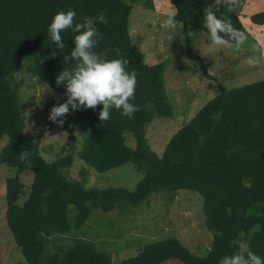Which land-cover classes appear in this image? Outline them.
<instances>
[{"label":"trees","instance_id":"obj_1","mask_svg":"<svg viewBox=\"0 0 264 264\" xmlns=\"http://www.w3.org/2000/svg\"><path fill=\"white\" fill-rule=\"evenodd\" d=\"M169 2L176 22L186 29L189 58L211 77L202 57L193 51L188 32L202 31L204 42H212L203 28L204 8L211 4L213 11L219 8V18H231L233 26L246 33L239 19L238 1L234 13L226 11L227 0L219 5L214 0ZM69 10L76 12L73 26L83 23L82 17L105 14L107 25L95 21L103 39L94 37L97 43L93 51L102 59L128 60L126 70L138 73L132 103L139 110L129 119L112 109L107 121L99 120L102 105L94 110H70L74 128L81 134L80 147L75 154L48 162L39 150L42 132L35 137L23 135L24 116L17 87L11 82L19 65L27 61L33 76L57 91L61 104L66 102L64 82L58 86L56 77L65 69L75 68L77 61L70 54L78 33L72 29L62 32L65 47L60 49L50 40L47 29L56 13ZM130 11L131 5L125 0H0V139L6 138L0 149V164L17 171L5 180L6 223L14 242L27 264H161L169 259L180 264H218L224 256L238 253L240 241L245 242L242 255L250 249L264 260V78L232 88L219 85L217 93L171 135L157 155L148 144L146 131L153 118L170 117L172 113L164 85L167 62H144L143 53L133 46L129 35ZM249 19L263 24L264 10ZM117 48L121 56L114 50ZM89 130L90 135H85ZM125 133L133 136L134 147L127 145ZM69 140L77 141L73 132ZM22 152L30 153L27 162L20 161ZM74 155L97 172L132 162L142 177L133 190L86 186L64 173L72 166ZM24 170L32 171L33 177L25 198L19 201L24 184L18 174ZM159 189L201 195L204 226L212 232L204 254L191 252L175 236L152 241L117 263L84 239L48 250L50 238L72 226L80 227L91 207L108 211L117 204L139 205ZM69 205L76 208L73 223L67 218Z\"/></svg>","mask_w":264,"mask_h":264},{"label":"rangeland","instance_id":"obj_2","mask_svg":"<svg viewBox=\"0 0 264 264\" xmlns=\"http://www.w3.org/2000/svg\"><path fill=\"white\" fill-rule=\"evenodd\" d=\"M131 5L128 16V30L133 46L143 53L144 62L153 64L166 60L164 85L172 107L170 117H155L147 125V140L150 148L160 155L171 135L219 90V85L232 88L264 78V24L255 28L249 20L245 21L247 40L236 49L235 44L213 45L205 43V33L193 31L190 45L202 57L207 77L198 62L189 58L186 50V29L176 23L170 30L161 24L173 15L174 9L169 0H125ZM254 7L250 8L252 10ZM256 8L253 13L264 10ZM248 10V11H249ZM244 10H241L243 13ZM251 15V14H250ZM253 25V26H250ZM174 34L175 38L167 37ZM252 57L253 65L246 63ZM187 60V61H185ZM12 86L17 87L18 103L24 116V137H35L42 132L39 150L48 162L67 153L75 154L80 147V135L74 128L71 113L66 114L61 125L49 120L51 108L61 104L60 94L33 76L29 64L24 61L13 75ZM73 132L76 142L71 143L69 133ZM127 134V135H126ZM126 143L135 146L133 136L125 133ZM6 138L0 139V149ZM72 166L65 170L70 179L84 181L86 186L105 188L123 187L133 190L142 177L132 162L105 172H97L74 155ZM17 173L15 167L0 164V260L2 264H27L19 247L14 242L6 223L5 180ZM24 191L19 197L22 201L29 189L33 172L24 170L19 174ZM76 208L68 206L67 218L73 223ZM177 237L191 252L202 255L212 240V232L204 226L202 197L189 190L170 191L159 189L139 205L117 204L108 211L91 207L90 214L78 228L50 238L48 250L56 247L66 248L76 239L92 242L95 247L110 255L117 263L129 256L136 255L141 248L155 240ZM238 253L242 255L245 242H239ZM60 249V248H58ZM161 264H180L177 259H169Z\"/></svg>","mask_w":264,"mask_h":264},{"label":"clouds","instance_id":"obj_3","mask_svg":"<svg viewBox=\"0 0 264 264\" xmlns=\"http://www.w3.org/2000/svg\"><path fill=\"white\" fill-rule=\"evenodd\" d=\"M216 5L222 3V0H214ZM238 8L237 0H227L226 11L234 13ZM213 11V6L209 4L204 8L203 28L210 33L213 45L227 44L220 33L230 37L236 41V49L247 40L244 32L235 28L232 24L231 18H219L217 12ZM83 23H76L75 10L67 12L60 11L54 15L52 22L48 26L47 32L51 41L63 49L65 44L61 33L72 29L73 32L78 33L74 36V49L71 51V58L77 61L75 68L72 70L65 69L56 77V84L59 86L64 82L67 100L65 103L59 104L51 108L49 120L57 122V118H61L58 123L63 124V117L69 113L70 110L76 111L83 109H95L97 105H102L99 112V120L107 121L110 119L112 109L120 111L122 116L131 119L139 110L138 106L132 103L135 96V88L137 85L138 73L133 70L131 72L126 70L128 60L126 59H102L93 48L97 41L94 37L98 35L103 39L101 33L95 25V21L101 24H108V20L103 12L96 17H82ZM176 20L173 15L168 17L161 24L164 30L172 29ZM188 35L193 37L195 33L189 31ZM169 40L175 38L174 34L167 37ZM118 55H122L120 50L114 49ZM53 56L56 54L53 52ZM68 57H65L67 61ZM187 61V60H185ZM43 63V61H42ZM246 63L253 65L254 58L249 57ZM76 135H81L79 132ZM90 135V130L87 134ZM30 153L22 152L19 156L21 162H27L26 159ZM246 256L241 254H233L226 256L220 261V264H264V260L250 249H246Z\"/></svg>","mask_w":264,"mask_h":264},{"label":"crops","instance_id":"obj_4","mask_svg":"<svg viewBox=\"0 0 264 264\" xmlns=\"http://www.w3.org/2000/svg\"><path fill=\"white\" fill-rule=\"evenodd\" d=\"M237 1L239 3V19L242 22L243 26L246 28L245 21L248 22V18L250 16V14H252L253 10H256V8H260V7L264 6V0H237ZM252 7H254V8L252 10H249ZM242 9L244 10L243 13H241ZM258 11H260V10H258ZM261 25L260 24H254V27L259 28L258 26H261ZM250 26H253V25H250ZM246 30H248V29L246 28Z\"/></svg>","mask_w":264,"mask_h":264},{"label":"water","instance_id":"obj_5","mask_svg":"<svg viewBox=\"0 0 264 264\" xmlns=\"http://www.w3.org/2000/svg\"><path fill=\"white\" fill-rule=\"evenodd\" d=\"M225 257H226V256H224L223 258H225ZM223 258H222V259H223ZM222 259H220V261H221ZM220 261H219V263H218V264H220Z\"/></svg>","mask_w":264,"mask_h":264}]
</instances>
